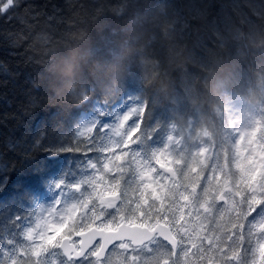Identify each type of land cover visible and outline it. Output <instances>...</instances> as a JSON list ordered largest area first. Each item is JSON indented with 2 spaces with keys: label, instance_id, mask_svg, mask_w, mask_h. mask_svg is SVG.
<instances>
[{
  "label": "trees",
  "instance_id": "trees-1",
  "mask_svg": "<svg viewBox=\"0 0 264 264\" xmlns=\"http://www.w3.org/2000/svg\"><path fill=\"white\" fill-rule=\"evenodd\" d=\"M116 29L129 40L116 41ZM127 105L140 116V160L154 168L149 153L170 156L181 175H163L174 183L191 169L201 190L223 184L238 162L259 174L264 166L234 152L237 127L257 113L264 120V0H12L0 13V138L8 136L0 145L12 154L0 158L9 165L0 175L5 248L14 233L24 242L21 230L42 223L39 203L51 200L56 181L79 179L91 146L77 135L84 114L101 109L99 124ZM54 145L81 151L53 155ZM58 191L62 208L79 200L71 187ZM54 251L48 264L62 259ZM110 252L120 264L122 250Z\"/></svg>",
  "mask_w": 264,
  "mask_h": 264
},
{
  "label": "snow or ice",
  "instance_id": "snow-or-ice-1",
  "mask_svg": "<svg viewBox=\"0 0 264 264\" xmlns=\"http://www.w3.org/2000/svg\"><path fill=\"white\" fill-rule=\"evenodd\" d=\"M77 135L91 145L83 170L79 179L73 174L75 182L62 176L55 187H71L78 202L49 209L58 222L45 218L36 228H23L24 242L14 233L6 241L9 247L0 243V256L6 258L0 264H48V256L57 255L54 250H60L59 264H112L109 245L122 250L120 264H264V168L258 174L238 162V171L223 184L201 190L190 182L191 169L182 184L163 175H181L163 152L149 153L158 167L144 166V146L133 148L140 144L141 129L131 113L118 123L106 113L101 123L85 125ZM56 151L81 149L54 145L50 152ZM88 152L102 155L93 159ZM73 235L87 242L77 243ZM160 241L167 245L148 247L152 256L137 254L148 242Z\"/></svg>",
  "mask_w": 264,
  "mask_h": 264
},
{
  "label": "rangeland",
  "instance_id": "rangeland-1",
  "mask_svg": "<svg viewBox=\"0 0 264 264\" xmlns=\"http://www.w3.org/2000/svg\"><path fill=\"white\" fill-rule=\"evenodd\" d=\"M11 5H12V0H0V13L5 12ZM135 110H136L135 107L132 105L124 108L121 111V113L119 114L117 123L119 122V119L122 118V116L124 114L133 113ZM95 114H93V115H95ZM95 120H96L95 116L86 118L84 126L85 125L92 126L94 124ZM138 121H139V119H138ZM251 133H252L251 129L246 134H245V132L239 131L238 132V142L235 144V148L237 149V155L241 153L240 154L241 156H249L248 163H250V165H252V167L258 166L260 169L261 165L264 166V152L261 155L255 154L257 152V144H256L255 139H252L248 135V134L251 135ZM239 136H241L240 139H239ZM113 141L118 142L119 138L114 135ZM257 153H259V152H257ZM51 208L57 209L55 204H49V205H46L43 207L44 219L45 218L55 219L58 222V220H59L58 216L57 217L49 216V209H51Z\"/></svg>",
  "mask_w": 264,
  "mask_h": 264
},
{
  "label": "bare ground",
  "instance_id": "bare-ground-1",
  "mask_svg": "<svg viewBox=\"0 0 264 264\" xmlns=\"http://www.w3.org/2000/svg\"><path fill=\"white\" fill-rule=\"evenodd\" d=\"M25 1H29V0H25ZM211 1V0H210ZM111 3V2H110ZM203 9V8H202ZM203 11H204V9H203ZM57 21V20H56ZM174 21H175V19H174ZM174 21H172L171 20V22H174ZM192 21V20H191ZM171 25V24H170ZM169 25V26H170ZM170 30V29H169ZM116 31V41H118V42H125L126 40H129V39H127L128 38V31H126L125 29H116L115 30ZM178 37H180L179 36V34H178ZM215 49H217V48H215ZM141 58V57H140ZM141 63V62H140ZM208 70V69H207ZM87 112H90V113H93V114H95V112H94V110H90V111H87ZM85 113L84 114V117H85V119L86 118H88V114L89 113ZM100 112H102V110L101 109H99L98 110V112H96V114L97 113H100ZM7 140L8 139V136L7 135H5V136H1V138H0V140ZM20 146H21V144L20 143H18ZM2 151H5V155L7 154V155H12L9 151H7V150H5V148H4V146H2V145H0V158H5V155L3 154V152ZM6 159V158H5ZM3 160V162L0 164V175L1 176H4V175H6V170L8 171L9 170V165H8V163H5L6 162V160ZM28 164V163H27ZM153 166H154V164H153ZM151 168H152V165H151Z\"/></svg>",
  "mask_w": 264,
  "mask_h": 264
},
{
  "label": "clouds",
  "instance_id": "clouds-1",
  "mask_svg": "<svg viewBox=\"0 0 264 264\" xmlns=\"http://www.w3.org/2000/svg\"><path fill=\"white\" fill-rule=\"evenodd\" d=\"M75 72H76V69L75 67L73 68V76L72 77H63L65 81H68V80H74V77H75ZM66 91V89H64Z\"/></svg>",
  "mask_w": 264,
  "mask_h": 264
},
{
  "label": "water",
  "instance_id": "water-1",
  "mask_svg": "<svg viewBox=\"0 0 264 264\" xmlns=\"http://www.w3.org/2000/svg\"><path fill=\"white\" fill-rule=\"evenodd\" d=\"M81 239H85V241L87 242V237H80ZM97 239H99V237H97ZM111 245H109V247H110Z\"/></svg>",
  "mask_w": 264,
  "mask_h": 264
}]
</instances>
